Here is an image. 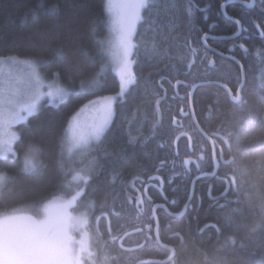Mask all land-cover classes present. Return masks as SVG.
<instances>
[{
	"label": "trees",
	"instance_id": "trees-1",
	"mask_svg": "<svg viewBox=\"0 0 264 264\" xmlns=\"http://www.w3.org/2000/svg\"><path fill=\"white\" fill-rule=\"evenodd\" d=\"M193 3L196 6L190 8ZM220 3L148 0L134 38L135 82L115 102L113 122L101 140L78 153L77 160L66 162L62 141L70 119L88 100L121 90L113 70H104L106 0H0V58L37 59L42 74L73 92L57 74L65 69L68 56L79 61L83 72L75 80V91L107 83L95 95L67 97L56 106L45 103L18 124L15 155L0 159V172L6 177L0 183V214L16 208L34 213L51 197L80 191L73 206H85L91 221L93 255L85 264H155L168 259L172 251L166 264H264V13L259 10L261 0H254L250 10L232 2L227 5V18ZM231 19H239L242 27L232 39L239 27ZM205 32L210 48L243 66L239 103L229 100L222 85L236 91L240 67L206 50L200 39ZM195 85L193 113L199 128L216 144L221 159L216 170L209 140L191 116L180 114L190 113L189 93ZM82 86H89L88 90ZM180 134L191 138L194 152L186 137L175 146ZM30 144L41 148L38 159L43 167L36 172L23 170ZM188 158L197 165L185 167ZM162 159L168 160L164 167L159 164ZM79 168L87 171V181L70 192L65 185L70 170ZM202 174L206 176L194 181L191 193L192 181ZM156 176L162 187L152 182L156 187H149L146 197L148 178ZM226 189L227 195L216 204L212 197ZM160 205L166 209L158 207L154 217L153 208ZM156 218L161 245L155 238ZM132 231L139 233L125 237L122 247L144 245L128 252L119 240Z\"/></svg>",
	"mask_w": 264,
	"mask_h": 264
},
{
	"label": "rangeland",
	"instance_id": "rangeland-1",
	"mask_svg": "<svg viewBox=\"0 0 264 264\" xmlns=\"http://www.w3.org/2000/svg\"><path fill=\"white\" fill-rule=\"evenodd\" d=\"M134 2H136V0H106L108 36L104 40V44L105 52L108 56V62L104 70L111 68L116 77L119 78L120 85L122 83L121 64L123 62V50L120 48L116 39L118 26L114 23V19L118 16L126 15L129 10L127 5ZM144 8L141 9V16L136 24L133 41L137 33V28L142 21L141 19ZM130 59H132V57H130ZM41 64V61L34 58H0V112L3 113V118L2 120H0V157L2 158L10 154L13 155V153H15L14 144L19 139L16 127L18 126V124L23 123L19 121L15 123H9V115L12 110L20 111L23 105L31 103L37 96H39L40 99L37 101V112L39 108L45 103L56 106V104L67 99V96H65L53 102L51 98L48 97V92H54L58 88H64L68 95H70L72 92L70 88H68L67 86L65 87L63 84H61L58 79H49L44 74H42L41 70L39 69ZM133 66L134 65H132V73L134 76ZM132 84H126L118 94L111 95V97H113V112H115V102L123 97V95L131 88ZM88 87L82 86L81 89L88 90ZM101 98L103 97H100L98 99ZM95 115V110L93 108L81 107L78 110V113H76L68 122L69 124L64 133L65 135L62 141L63 156L66 162L77 160L76 155L78 153H80L81 151L89 150L92 146L96 145L103 137L101 136L99 139H92L86 144H75V139L78 138L81 133L87 131V128L94 121ZM12 133L16 134V138L12 137ZM8 147L11 148V151L6 150ZM70 166L71 165H69L68 167L70 168ZM70 171L71 175L69 182L65 185H68L70 192H77L78 187H80L85 181H87V179H83V177L88 178L86 175L87 171L80 168L79 170L72 169ZM79 192L80 191H78L77 193ZM65 193L68 194L67 192ZM72 193L70 195L60 193V195L49 198V201L34 213L30 212L31 209L26 210L22 208H16V210L5 211V213H1L0 218L15 216L16 218L12 221V223H15L19 226L25 236L26 241L29 243L43 246L49 249H63L64 247L59 242V240H57L58 237L56 234L58 226L61 225L63 221L57 214L61 213V210L65 205H68L69 211L72 212L73 215L84 218L80 229L72 233L71 249L74 258L73 263L85 264L89 259L92 260L93 255L89 243V229L91 222L89 220L90 213L85 208V206H82V208H75L73 206V202L77 196V193ZM50 218H57V223H59V225L54 223L50 228H46L51 229V234L49 233V235L46 232H43L45 228L39 229V225H41L40 223H43L46 219L50 220ZM62 240L65 241V237H62Z\"/></svg>",
	"mask_w": 264,
	"mask_h": 264
},
{
	"label": "snow or ice",
	"instance_id": "snow-or-ice-1",
	"mask_svg": "<svg viewBox=\"0 0 264 264\" xmlns=\"http://www.w3.org/2000/svg\"><path fill=\"white\" fill-rule=\"evenodd\" d=\"M147 6V0H136L134 3H130L127 5L128 12L124 16H118L114 19V23L118 26L117 32V41L120 48L123 50V62L121 64V89L124 88L126 84H132L135 82V77L132 73V65L136 63L135 60L130 59L133 55V50L138 51L137 43H134L133 36L136 30L137 21L141 16V9ZM196 6L194 3L190 5V8ZM247 6V5H245ZM221 13L226 15L227 17V5L224 0H221L219 5ZM206 8L202 9V11L206 12ZM260 12L264 13V0H261ZM230 18V17H229ZM234 22L237 25L241 24L239 19H234ZM211 27V26H210ZM236 33H233L235 36ZM264 35V32L261 33ZM209 34L207 32L204 33L200 39L204 42V46L206 50L208 49L207 39ZM190 41L185 39L184 44L190 46ZM241 48L244 46L241 44ZM171 50V49H169ZM214 51V50H213ZM219 55L223 56V53H219ZM65 59L68 61L65 69L63 71L58 70L57 74L63 76L71 88L74 89L71 95H68L64 88H58L56 91L48 92V97L54 102L59 98L67 96L68 99H72L73 96L77 98V100L85 98L87 95H95L97 91L103 90L107 87V83L98 84L96 89L89 90L86 92L75 91V80L78 75H82V69L79 61L73 60L70 57L66 56ZM233 59H235L233 57ZM237 64L240 63L239 60L235 61ZM168 66L165 65V68ZM241 74L243 75V66H241ZM165 79L164 76H161V80ZM179 84L180 81L178 80ZM227 88V85H223ZM231 94L232 89H227ZM240 92L241 87H237L236 94L232 97L236 103L240 102ZM40 99L37 96L31 103H27L23 105L20 111L12 110L9 115V123L15 122H24L28 119L29 116L33 115L37 109V101ZM113 97H103L97 100H88L87 104H85L84 108H93L95 110V119L91 123V125L87 128L86 132H83L79 135L78 138L75 139L76 145L86 144L88 141L92 139H99L103 136L106 131L109 130V125L113 122V105H112ZM157 105H159V101H157ZM183 111V110H182ZM187 116V113H184ZM3 118V113L0 112V120ZM177 121L175 118L172 120V124L175 125ZM12 137L16 138V134L12 133ZM213 145L212 151V162L213 168L218 169V165L221 163L220 157L216 152V144L215 142H211ZM29 153L24 156L23 160V170L29 172L39 171L40 168L43 167L42 162L38 159L39 153L41 152V148L30 144ZM160 147H163L161 145ZM191 151H195L196 145L192 143L191 138H189V144L187 146ZM206 149V146H205ZM7 151H11V148L8 147ZM223 149H221L220 155L222 156ZM15 155V153H13ZM178 157V153H176L173 157V163H175V159ZM2 159V157H0ZM199 160V158H198ZM168 163L167 159H162L159 161L161 167H164ZM191 163L190 159H185L183 161L184 165H188ZM159 171V169H157ZM215 173H213L214 175ZM6 179L5 175L0 172V182H3ZM83 179H87L83 177ZM149 180H160L159 176L149 177ZM211 194V193H210ZM143 195V193L141 194ZM227 195V189L220 193L219 197H212V199L219 204V200ZM140 197H136V201L140 202ZM149 202H151L149 200ZM71 203V202H69ZM188 204L185 205L187 207ZM15 216H10L6 218H0V264H72V249H71V240L72 233L78 231L81 227L83 217L75 216L72 212L69 211L68 205H65L62 209L61 215L59 218L63 221V232L64 236L67 240V244L63 249H49L43 246L35 245L26 241L24 234L21 229L15 223H12L15 220ZM215 227V225H213ZM202 231V230H201Z\"/></svg>",
	"mask_w": 264,
	"mask_h": 264
},
{
	"label": "water",
	"instance_id": "water-1",
	"mask_svg": "<svg viewBox=\"0 0 264 264\" xmlns=\"http://www.w3.org/2000/svg\"><path fill=\"white\" fill-rule=\"evenodd\" d=\"M232 2H235V3H240V4H242V5H247V6H245L247 9H252V8H254L255 7V3H254V0H249V2H242V1H236V0H228V2H225L226 3V5H228V3H232ZM224 15V14H223ZM225 17H226V15H224ZM228 18V17H227ZM233 22H234V19H231ZM237 27H239V29H238V32L236 33V35L235 36H231V37H229V38H236V37H238L239 35H240V33L242 32V27H241V24L240 25H237ZM203 42V41H202ZM203 44H204V42H203ZM208 49L209 50H211L212 52H214V53H217L216 51H213V49L212 48H210L209 46H208ZM218 54V53H217ZM219 55V54H218ZM221 56V55H220ZM221 57H223V58H226V59H231V60H233V61H236L235 59H233V57H229V56H226V55H223V56H221ZM213 62H211L210 63V66H213ZM238 66L240 67V72L242 71V69H241V64L239 63L238 64ZM244 79H245V71L243 70V75L241 74V85H240V87H241V89H242V86L244 85ZM223 86V85H222ZM197 86L195 85V86H193L192 87V89H191V91H190V93H189V97H190V100H189V106H190V112H191V114H192V117H193V121H194V124H195V126H196V128H198V130L200 131V133H202V135L206 138V139H208L209 140V142H210V144H211V147H212V149H213V145H212V143L211 142H213L212 141V139L211 138H208V137H206V135H205V133L203 132V130L201 129V128H199V126H198V124H197V121H196V117H194V113H193V106H192V97H193V95H192V93H193V91L195 90V88H196ZM241 93V92H240ZM233 97V96H232ZM240 97H241V94H240ZM233 102H235L234 100H233ZM236 103V102H235ZM180 114H181V116L182 117H187V116H185L184 115V113H183V111H181L180 112ZM181 137H186L187 139H189V137H187V135H185V134H180L175 140V146H177V144H178V142H179V139L181 138ZM192 141V140H191ZM191 160V163H195V161L193 160V159H190ZM191 163L190 164H188V165H185V167H189L190 165H191ZM216 170V169H215ZM214 170V171H215ZM202 176H206V174H202V175H200V176H198V177H196L193 181H192V189H191V193H192V190H193V187H194V181L195 180H197V179H199V178H202ZM154 181H158V182H160V185H161V187H162V181H161V179L160 180H149V183L146 185V187L144 188V194H145V196L147 197V191H148V188L149 187H156L152 182H154ZM161 187H159V190H161ZM190 193V194H191ZM158 207H163V208H165L166 209V207H164L163 205H160V206H154V208H153V216L155 217L156 215V210H157V208ZM157 226H158V222H157V218H156V227H155V238H156V240L158 241V243H159V245H161V243H160V240H158V235H157V231H158V229H157ZM149 228L147 227L146 228V230H148ZM139 231H141V230H139ZM139 231H132V232H129L127 235H125L123 238H121L120 240H119V245H120V247H122V240L125 238V237H127L129 234H134V233H139ZM144 244H141V245H139V247H135V248H129V249H124L123 247V249L125 250V251H134V250H138V249H140V247L141 246H143ZM173 255H174V251H172V255L168 258V259H166V260H162V261H153V263H155V264H166V263H168L171 259H172V257H173ZM137 264H140V263H137Z\"/></svg>",
	"mask_w": 264,
	"mask_h": 264
},
{
	"label": "flooded vegetation",
	"instance_id": "flooded-vegetation-1",
	"mask_svg": "<svg viewBox=\"0 0 264 264\" xmlns=\"http://www.w3.org/2000/svg\"><path fill=\"white\" fill-rule=\"evenodd\" d=\"M241 82V81H240ZM241 85V84H240ZM240 87V86H239ZM225 88V87H224ZM226 90L228 89V88H225ZM227 94H229V100L231 101V102H233V98H232V96H234L235 94H236V91H232V93L230 94L229 92H228V90H227ZM241 94V93H240ZM241 97H242V94H241ZM240 101H241V99H240ZM235 103V102H234ZM193 106V105H192ZM190 109V108H189ZM193 110H194V106H193ZM188 116L190 117H192V114H191V112L188 114ZM185 117V118H189V117ZM192 119H193V117H192ZM194 122V121H193ZM214 142V141H213ZM221 160V159H220ZM61 212H62V210H61ZM56 215V214H55ZM58 216H60L61 215V213L60 214H57ZM58 224L59 225V223H57V218H50V220L49 219H46L43 223H40L41 225H39V229H44L43 230V232H46L47 234H49L50 233V230L51 229H46V228H50L51 226H52V224ZM63 222H62V224L61 225H59L58 226V229H57V237H58V239L57 240H59V242L63 245V247L65 248V246H66V244H67V240H62V237H65V236H63V234H64V232H63ZM51 234V233H50ZM49 234V235H50ZM66 239V238H65ZM56 241V240H55ZM73 261H74V258H73V255H72V264H74L73 263Z\"/></svg>",
	"mask_w": 264,
	"mask_h": 264
},
{
	"label": "bare ground",
	"instance_id": "bare-ground-1",
	"mask_svg": "<svg viewBox=\"0 0 264 264\" xmlns=\"http://www.w3.org/2000/svg\"><path fill=\"white\" fill-rule=\"evenodd\" d=\"M184 211V210H183ZM158 221V220H157Z\"/></svg>",
	"mask_w": 264,
	"mask_h": 264
}]
</instances>
